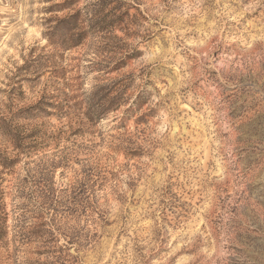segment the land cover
<instances>
[{"label": "rangeland", "instance_id": "374dc122", "mask_svg": "<svg viewBox=\"0 0 264 264\" xmlns=\"http://www.w3.org/2000/svg\"><path fill=\"white\" fill-rule=\"evenodd\" d=\"M0 264H264V0H0Z\"/></svg>", "mask_w": 264, "mask_h": 264}, {"label": "trees", "instance_id": "16d2710c", "mask_svg": "<svg viewBox=\"0 0 264 264\" xmlns=\"http://www.w3.org/2000/svg\"><path fill=\"white\" fill-rule=\"evenodd\" d=\"M56 27H57V26H56ZM56 27H54V29H55ZM14 147H16V148H17V147H19V146H17V145H15V144H14ZM2 165H3V164H2Z\"/></svg>", "mask_w": 264, "mask_h": 264}]
</instances>
